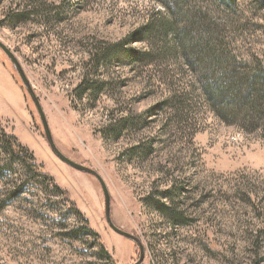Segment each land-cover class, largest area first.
Here are the masks:
<instances>
[{
    "label": "rangeland",
    "instance_id": "obj_1",
    "mask_svg": "<svg viewBox=\"0 0 264 264\" xmlns=\"http://www.w3.org/2000/svg\"><path fill=\"white\" fill-rule=\"evenodd\" d=\"M37 2L60 9L58 19L10 17ZM152 15L172 21L176 36L168 31L165 42L176 50L149 64L130 61L124 51L145 42L116 45L137 39L136 28ZM0 41L18 58L58 148L103 179L111 220L144 247L140 264H264V0H0ZM100 41L106 48L95 68L88 51ZM221 66L225 88L214 70ZM165 85L185 90L176 112ZM112 120L119 123L109 128ZM0 132L27 150L0 140V264L138 259V246L107 224L96 177L49 147L1 49ZM33 162L47 176L28 171ZM174 186L183 190L172 197ZM157 201L178 203L182 222L173 225Z\"/></svg>",
    "mask_w": 264,
    "mask_h": 264
},
{
    "label": "trees",
    "instance_id": "obj_2",
    "mask_svg": "<svg viewBox=\"0 0 264 264\" xmlns=\"http://www.w3.org/2000/svg\"><path fill=\"white\" fill-rule=\"evenodd\" d=\"M44 4L41 3V2H37L36 4H31V3H26L24 4L21 9H18L16 8L15 10H12V12H10V17L12 19H17V20H21L23 19V17L25 16H30L31 14H33V12H36V13H40L42 16H53L55 17L56 19H58V14L60 12V9L57 10V9H47L45 8V6H43ZM32 6H34L36 8V11H34V9L32 8ZM31 8V9H30ZM52 11H54L53 15H52ZM50 14V15H49ZM157 14V13H156ZM60 19V18H59ZM157 21V16L155 15H152L150 17H148L146 19V21H144L142 24H140L137 28H136V32L135 34H137V36L135 38L137 39H134V37L130 36V35H127L126 37H124V39L121 41V43H118L116 46L118 45H123V43L125 42H134L136 40H140V41H143L145 42V48L144 49H140V50H132V51H124V56L126 58H128L130 61H139V60H142L144 58H146L145 60V63H150L151 62V58L152 56L156 55H164L165 54H172L173 52H175V48L174 47L175 45H169L165 42V39L168 35V31L171 32L172 34V31H174V36H176L175 34V29L172 25V21H167V20H164V21H161L159 22ZM173 28V29H172ZM162 39H160L159 38ZM163 42L164 45L163 46H157L155 47L154 46V43L156 42ZM106 47H103V45H101V41L99 42V44H95L94 47L92 49H90L88 51L89 55H88V58H87V62H92L95 66V68L102 62L103 58H104V50H105ZM116 51L115 52H118V51H121L120 49H115ZM211 61L212 63H215V62H218V59L216 58L215 54L212 53L211 55ZM221 65V64H220ZM213 70V69H212ZM214 70H216V72L218 73V80L220 82H222V86L225 88L227 86V82L229 84V81L228 80H225L227 79L226 75H225V69L222 68L221 66V69H219L218 67L214 68ZM221 71L223 73H221ZM86 78H83L84 80L82 82H84L85 84V88H88L89 85L86 83L87 81H89V75L90 74H87V71H86ZM89 82H92V81H89ZM166 88H167V92H166V96H165V101H173L175 102L174 104H169V108L171 110H173L174 112H176V110L179 108L177 107L180 103V101L184 100L182 99L183 96L185 95V90L183 89H180V88H176L175 86H171V85H165ZM180 105V104H179ZM115 120H112L111 123L107 124V126L112 127L113 125L119 123V121L121 122H124L125 120L124 119H121L119 121H115ZM115 123V124H112V123ZM125 126V124H121L120 125V129H122L123 127ZM119 130L117 131L116 135H114V139H117L118 136H119ZM0 140L2 141H12L14 142L13 145L11 146V148H13V150H24V151H27L26 148H24L19 142H17V140L15 139V137L13 136H9L7 133L5 132H0ZM7 154V153H6ZM27 170L28 171H35L37 173H40L41 174H44L45 176H47L45 173H43L41 170H40V167L39 165H37L36 163H30L27 167ZM55 189H57L59 192L62 193L63 197L68 200L69 204V208L71 210H74L76 213L78 214H81L79 212V210L77 209V206L76 204L71 200L68 192L66 190H63L61 189L56 183L53 184ZM182 187H178V186H174L173 187V190L171 191L172 193H170L172 195V197L174 196H177L181 191H182ZM159 195H164L163 193H159ZM160 198V197H159ZM151 199L150 197H148L147 200ZM178 203H173L174 206H169V207H166L164 206L162 203H158L157 201V205L156 207L158 209H162L164 214L167 215L168 219L171 220V222L173 223V225L175 224H180L182 221V217H183V212L181 211H178L177 209V205ZM161 211V210H160ZM82 221H83V225L82 227L85 229V231L87 233H89L90 235L93 236L94 240H96L98 243H100V249L101 251H103L105 254L108 255V252L106 251L105 247L102 245L101 243V239H100V236L98 235V233L96 231H94L90 225H89V222L87 219H85L83 216H82ZM109 256V255H108ZM109 258L111 259V257L109 256ZM112 260V259H111Z\"/></svg>",
    "mask_w": 264,
    "mask_h": 264
},
{
    "label": "water",
    "instance_id": "obj_3",
    "mask_svg": "<svg viewBox=\"0 0 264 264\" xmlns=\"http://www.w3.org/2000/svg\"><path fill=\"white\" fill-rule=\"evenodd\" d=\"M0 49L3 51V53L6 55V57L8 58L10 63L12 64V66H13L14 70L16 71L19 79L21 80L23 89L26 91V93L28 94V96L31 99V101H32V103H33V105L37 111V114L40 118L42 128H43V132H44V137H45L49 147L51 148V150L55 153V155L57 157H59L63 162H65L69 166L73 167L76 170L91 174V175L96 177V179L98 180V182L101 186L103 196H104V216H105V220H106L107 224L116 233H118V234L122 235L123 237L133 241L138 246V249H139L138 259L132 264H140L144 258V247H143V245H142V243L138 237H136L132 233H129V232L124 231L121 228L117 227L113 223V221L111 220V218H110V196H109L107 187H106L103 179L101 178V176L98 174V172L96 170H94L93 168L86 166L84 164L73 161L72 159L67 157L58 148V146L56 145V143L53 139L50 128L48 126V122H47L45 113L43 111V108L41 106V103L39 101V98L36 95L33 88L31 87L29 80L26 77L18 58L15 56L13 51L8 46H6L2 41H0Z\"/></svg>",
    "mask_w": 264,
    "mask_h": 264
}]
</instances>
